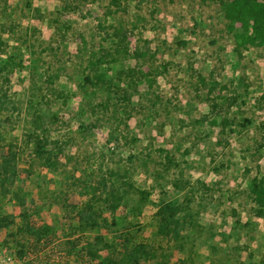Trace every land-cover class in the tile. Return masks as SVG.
Wrapping results in <instances>:
<instances>
[{
    "label": "rangeland",
    "instance_id": "rangeland-1",
    "mask_svg": "<svg viewBox=\"0 0 264 264\" xmlns=\"http://www.w3.org/2000/svg\"><path fill=\"white\" fill-rule=\"evenodd\" d=\"M120 1L0 0V172L5 157L17 171L0 181V220L14 221L0 224V264H100L65 251L98 248L99 235L104 256L145 242L141 264H264L251 192L264 173V46L238 47L214 0ZM119 26L128 51L107 35ZM168 201L181 207L173 239L158 234ZM25 212L50 226L46 249L18 231Z\"/></svg>",
    "mask_w": 264,
    "mask_h": 264
},
{
    "label": "trees",
    "instance_id": "trees-1",
    "mask_svg": "<svg viewBox=\"0 0 264 264\" xmlns=\"http://www.w3.org/2000/svg\"><path fill=\"white\" fill-rule=\"evenodd\" d=\"M207 1V0H204ZM218 2L228 19V29L233 33L237 46L242 48H247L250 45L253 46H264V0H214ZM114 3L120 5V0H114ZM108 37L113 44L114 48L118 52L128 51V32L122 26L114 27L112 32H108ZM4 42L0 38V50ZM102 54L95 60H91L93 66L94 75L96 78L103 74L100 70V64L103 63L105 56L111 55L112 52L110 49L103 48ZM0 52V56H1ZM90 79V78H89ZM204 80V77H201ZM235 101V98L232 100ZM34 136L37 140V154L40 156L42 163L46 166H54L55 160H53L52 153L49 149H45L47 142L45 144L38 142L39 135H30ZM14 146V144H11ZM13 151V150H11ZM13 158H15V153H12ZM11 157H5L3 159L2 168L0 172V181L14 183L15 178L17 177V171L15 164L11 163ZM4 177H1L3 176ZM251 192L253 198L257 203L256 213L258 216H264V173L260 177L253 179L251 184ZM122 194L119 192L116 195H112L116 200H111V209L113 212L118 207V200L121 199ZM91 211L93 208L91 204ZM180 205L175 202L168 201L163 202L157 210V222H158V234L163 237L171 238L177 237L179 226L181 223L178 213L180 211ZM89 209V208H88ZM87 210H82V217L88 218V223L91 224V227L99 226V223L95 218L92 217V214L86 212ZM21 222L18 224V231L23 233L27 238H29V244L39 251L46 249L49 243L50 235L52 233L49 225H36L32 222L31 217L28 212L23 213ZM0 224L6 226L9 223L14 222L12 219L9 220L8 216H5L0 220ZM98 248H92L91 245L83 246L82 249L77 250V245L74 242H69L70 247H66L65 251L68 255L75 256L77 259H81L82 262H87V257L98 258L102 260L100 264H141V259L145 255L146 257L150 253L147 249V244L141 242L139 245H136L134 248L125 246L123 252H119L117 257H111L110 255L104 256L99 251L103 249H109L112 251L113 246L111 243L107 242L103 235L97 236ZM20 254L26 253L25 244L20 243ZM40 246V247H39ZM114 252H112L113 254ZM111 254V255H112ZM26 254H24L25 256ZM81 262V263H82Z\"/></svg>",
    "mask_w": 264,
    "mask_h": 264
},
{
    "label": "built area",
    "instance_id": "built-area-1",
    "mask_svg": "<svg viewBox=\"0 0 264 264\" xmlns=\"http://www.w3.org/2000/svg\"><path fill=\"white\" fill-rule=\"evenodd\" d=\"M9 259H11V257H8Z\"/></svg>",
    "mask_w": 264,
    "mask_h": 264
}]
</instances>
